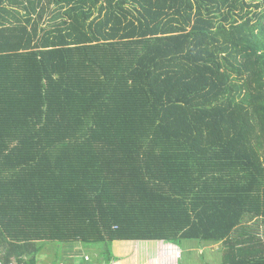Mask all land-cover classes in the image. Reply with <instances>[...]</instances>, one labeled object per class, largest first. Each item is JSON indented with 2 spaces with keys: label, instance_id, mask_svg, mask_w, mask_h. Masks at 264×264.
I'll return each mask as SVG.
<instances>
[{
  "label": "trees",
  "instance_id": "1",
  "mask_svg": "<svg viewBox=\"0 0 264 264\" xmlns=\"http://www.w3.org/2000/svg\"><path fill=\"white\" fill-rule=\"evenodd\" d=\"M262 228L264 0H0V264Z\"/></svg>",
  "mask_w": 264,
  "mask_h": 264
},
{
  "label": "rangeland",
  "instance_id": "2",
  "mask_svg": "<svg viewBox=\"0 0 264 264\" xmlns=\"http://www.w3.org/2000/svg\"><path fill=\"white\" fill-rule=\"evenodd\" d=\"M200 245L198 240H184L181 245L168 241L116 240L79 245L50 241L38 252V260L39 264H213L222 260L220 244Z\"/></svg>",
  "mask_w": 264,
  "mask_h": 264
}]
</instances>
